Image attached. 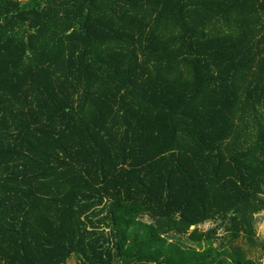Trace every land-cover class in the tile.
I'll return each instance as SVG.
<instances>
[{
  "label": "trees",
  "instance_id": "obj_1",
  "mask_svg": "<svg viewBox=\"0 0 264 264\" xmlns=\"http://www.w3.org/2000/svg\"><path fill=\"white\" fill-rule=\"evenodd\" d=\"M262 213L264 0H0V264H259Z\"/></svg>",
  "mask_w": 264,
  "mask_h": 264
},
{
  "label": "rangeland",
  "instance_id": "obj_2",
  "mask_svg": "<svg viewBox=\"0 0 264 264\" xmlns=\"http://www.w3.org/2000/svg\"><path fill=\"white\" fill-rule=\"evenodd\" d=\"M144 221L151 222V219L148 216H145ZM256 239L254 244H250L245 236L240 237L239 241L247 256L259 264H264V213L256 215ZM201 231L208 232L212 229H218L216 237L213 240V246L216 248L221 247V243H227V236L229 233L225 231V228L222 227L220 221L218 222H207L200 226ZM226 238V239H225ZM185 244L189 246H197L195 243H190L185 241ZM227 245V244H226ZM203 246H206V243L203 242ZM77 258L73 255L68 261L67 264H76Z\"/></svg>",
  "mask_w": 264,
  "mask_h": 264
}]
</instances>
